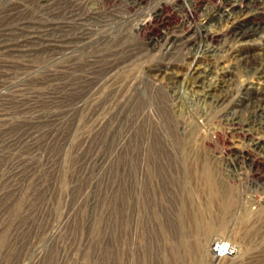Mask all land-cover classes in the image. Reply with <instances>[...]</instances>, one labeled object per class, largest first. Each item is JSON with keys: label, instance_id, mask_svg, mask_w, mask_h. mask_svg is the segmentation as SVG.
Segmentation results:
<instances>
[{"label": "rangeland", "instance_id": "1", "mask_svg": "<svg viewBox=\"0 0 264 264\" xmlns=\"http://www.w3.org/2000/svg\"><path fill=\"white\" fill-rule=\"evenodd\" d=\"M7 1L0 264H264V149L251 135L264 130L240 129L242 101L234 127L181 80L192 58L262 54L264 0H136L135 13L101 0L127 21L113 31L61 28L68 2ZM229 69L232 87L264 97L242 63ZM217 240L233 252L215 257Z\"/></svg>", "mask_w": 264, "mask_h": 264}, {"label": "bare ground", "instance_id": "2", "mask_svg": "<svg viewBox=\"0 0 264 264\" xmlns=\"http://www.w3.org/2000/svg\"><path fill=\"white\" fill-rule=\"evenodd\" d=\"M24 1L25 0H8L7 2L20 3V2H24ZM55 1L57 3V4H55V7H57L58 9L63 8L65 6V4H64L65 2H68L69 3L68 7L71 8V12H70V14H68L69 18H71V21L70 22L68 21L63 26H61V28L64 27L65 30H67V28L76 27L77 29L95 28L96 30H100L101 28H106V31L107 30L113 31L115 28L123 27L124 24L127 22L126 19H123L121 15H118V16H116L115 14L113 16L108 15L111 13L109 11L111 9V7L108 6L110 0H107L108 4H106L104 2V5L100 3L101 0H94V1L93 0H54L52 2H55ZM102 1H104V0H102ZM113 1H117V0H113ZM113 1H112V3H113ZM184 1L188 5V3L189 4L196 3L197 0H184ZM90 2H94V3H91V6L87 5ZM135 3H136V0H119V2H117V4H118L117 7H121L124 4L126 7H128V9L131 10V12L135 13L136 10L132 8ZM63 4H64V6H63ZM35 5H37V4H35ZM239 5H240V7L238 9L235 8V9L229 10V13H227L228 16L226 17V20L230 19L229 17L231 15V13H236V12H238V10H239V12L244 11L245 6L242 3V1H241V3H239ZM235 6H237V5H235ZM68 7L64 8L63 14L65 13V15H66L69 12V10L67 9ZM165 7L166 6L164 5L161 8H163V10H164ZM124 9H125V7H124ZM24 10L27 11L30 9L25 8ZM80 12H83V13L79 14L75 17V15L80 13ZM120 13L121 12L119 11V13H117V14H120ZM159 14L160 13H158V15ZM135 16H137V15L135 14ZM161 16H162L161 17L162 20H164V17H163L164 13L163 14L161 13ZM69 18H68V20H70ZM147 21L145 20L144 25H146ZM255 30H259V32H258L259 37L264 39V27H262V26L260 28L256 27V28H254L253 31H255ZM108 34H109V32H108ZM98 36H99V39L104 37V36L99 35V34H98ZM185 59L187 60L189 58H184V60ZM228 62H229V64H228ZM190 63L192 65L190 67H186L187 69L184 71V74L182 75L181 80L185 81L184 84L196 95V97L200 101H202L203 103L207 104L210 107H215V109L216 108L217 109L218 108H225V111H226V109H228V111H230L229 112L230 114L233 113L232 117H231L232 121L234 119L238 120V118L240 117V112L242 113L243 110H247V112H248L247 116L248 117L252 116V117L246 122V125H245V123L244 124L241 123L240 129L248 131V130L254 128L257 121H259L258 127H260L261 130H264V127H263V125H264V97H260L257 95V93L254 94V92L251 94L250 90L253 89L251 85H253L254 83H252V82L249 83V81L242 84V88H240V89H236V88L232 87L233 86L232 85L233 84L232 83V76L230 75L231 73L230 74L228 73V71H230L229 68L232 67L234 63H235V65L242 63L244 68H246V70L248 72L247 74L250 73L248 76L254 77L256 79V83L261 85V88L264 89V52L262 54H259L258 56L253 54V55H246L243 58H211V59L210 58H192V61ZM193 63H194V66H193ZM171 71H172V69H171ZM171 71H170L169 67H165L164 69H163V67L160 69H156V73L160 72V74H158V75L167 76L170 79H173L175 74L177 75V73H175V74L173 73L175 70L173 72H171ZM181 73H183V72H181ZM215 74H216V76H215ZM173 80L176 82L178 81V79H173ZM249 93L251 95H248ZM241 94H244L245 97L241 98V100H240L239 98H240ZM148 96H149L148 102L150 104H153V106H154V104H156V102H157V97L154 96L153 93H151ZM238 101H242V105L245 107V109L242 110L243 107L240 108V104H239L240 102H238ZM223 116H224V114H223ZM228 121H230V120H228ZM238 123L240 124V122H238ZM232 124L235 127L234 121ZM245 126H248V128H245ZM252 133H253V131H252ZM258 133H259V131H258ZM233 134H234V132H233ZM251 135L253 137V141L255 143V146L258 149L263 150L264 149V139L260 138V137L257 138L254 136V134H251ZM262 136L264 137V135H262ZM238 145H240V144H238ZM256 147H254V149ZM209 182H210V180H209ZM212 193H214V192H212ZM215 194H216V192H215ZM212 249H213L212 252L215 255V257H218V256H216V254L214 252V247H212Z\"/></svg>", "mask_w": 264, "mask_h": 264}, {"label": "built area", "instance_id": "3", "mask_svg": "<svg viewBox=\"0 0 264 264\" xmlns=\"http://www.w3.org/2000/svg\"><path fill=\"white\" fill-rule=\"evenodd\" d=\"M214 252L218 257H224L233 252L232 244L228 241L217 240L214 242Z\"/></svg>", "mask_w": 264, "mask_h": 264}]
</instances>
